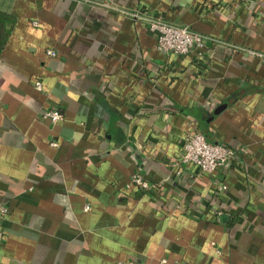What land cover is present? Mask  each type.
I'll return each instance as SVG.
<instances>
[{
	"label": "crops",
	"instance_id": "1",
	"mask_svg": "<svg viewBox=\"0 0 264 264\" xmlns=\"http://www.w3.org/2000/svg\"><path fill=\"white\" fill-rule=\"evenodd\" d=\"M0 7V264H264V0ZM137 7L208 36L205 56L160 52ZM195 132L239 160L199 175Z\"/></svg>",
	"mask_w": 264,
	"mask_h": 264
},
{
	"label": "built area",
	"instance_id": "2",
	"mask_svg": "<svg viewBox=\"0 0 264 264\" xmlns=\"http://www.w3.org/2000/svg\"><path fill=\"white\" fill-rule=\"evenodd\" d=\"M128 14L135 20L144 21L150 30L157 35L160 52L180 56L196 52L201 58L205 56L207 42L210 39L208 36L194 31L188 26L170 23L164 16L150 13L138 7L132 8ZM48 54L52 57L57 55L56 51L53 50H49ZM36 86L39 89L43 87L40 81L36 83ZM43 118L56 122L63 118V114L59 109H53L45 112ZM180 160L183 163L194 165L199 175L213 174L219 168H230L239 160V154L236 148L223 143L209 142L203 133L195 132L182 138ZM131 187L145 193L155 189V185L140 172H135L132 176ZM8 213V207L0 205V247L5 238L3 220ZM118 264L132 263L120 262ZM159 264H167V260L162 259Z\"/></svg>",
	"mask_w": 264,
	"mask_h": 264
},
{
	"label": "trees",
	"instance_id": "3",
	"mask_svg": "<svg viewBox=\"0 0 264 264\" xmlns=\"http://www.w3.org/2000/svg\"><path fill=\"white\" fill-rule=\"evenodd\" d=\"M15 23L16 17L11 12L5 11L0 7V56ZM218 201H220V199L215 195L212 204L214 205V203H217ZM220 209H216L217 213Z\"/></svg>",
	"mask_w": 264,
	"mask_h": 264
}]
</instances>
